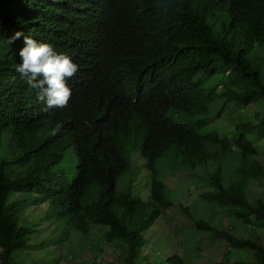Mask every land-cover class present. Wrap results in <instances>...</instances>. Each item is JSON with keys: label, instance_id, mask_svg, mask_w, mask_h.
I'll use <instances>...</instances> for the list:
<instances>
[{"label": "trees", "instance_id": "1", "mask_svg": "<svg viewBox=\"0 0 264 264\" xmlns=\"http://www.w3.org/2000/svg\"><path fill=\"white\" fill-rule=\"evenodd\" d=\"M17 31L78 64L67 107L44 111L16 72L23 36L8 41ZM262 52L264 0H0V264H58L34 246L91 238L93 227L105 228L123 264H187L180 252L165 261L159 252L155 261L143 254L146 231L176 206L161 173L168 165L199 176L210 204L252 221L240 212L245 207L258 221L251 238L185 206L183 223L225 240V257L236 264H264V200L248 194L253 180L264 181L256 142L264 112L257 122L236 123L233 139L198 132L212 113L264 107ZM176 112L192 118L177 121ZM131 149L147 161V200L118 189ZM63 156L69 159L59 168L55 159ZM41 203L46 212L29 221L25 211ZM42 221L54 223L55 233L32 244Z\"/></svg>", "mask_w": 264, "mask_h": 264}, {"label": "rangeland", "instance_id": "2", "mask_svg": "<svg viewBox=\"0 0 264 264\" xmlns=\"http://www.w3.org/2000/svg\"><path fill=\"white\" fill-rule=\"evenodd\" d=\"M264 56V52H262ZM259 109V110H258ZM239 114L225 113L221 117L213 115L207 119L205 126L198 130L201 134H207L212 130H218L222 136H229L233 139L235 135V125L238 122L250 118L252 121H259V114L264 112V107H243L239 109ZM177 121L190 119V115L176 112L171 114ZM256 142L260 149L259 160L264 166V137L256 138ZM131 167L127 171L124 178L120 181L118 189L121 192H131L135 195H140L144 200L149 196V178L148 166L146 158L140 150H130ZM69 157L63 156L55 161L59 163L61 168ZM214 165L209 170H213ZM233 168L229 158H224L223 171L229 174ZM164 185L168 192L172 194L176 201V206L170 208L166 213L145 233L147 245L144 248L143 254L149 255L150 261H155L156 252L160 253L157 260L165 261L168 256L175 252H180L186 259L187 264H236L234 258H226V250L229 245L219 236L208 237L206 231L198 232L193 229L192 224L183 223L182 207L188 206L195 217L204 218L212 221L216 226L221 227L223 224L239 235L254 237V223H257V218L245 208H240V212L249 214L251 220L231 216L223 211L217 205H212L202 198L201 194L206 189V185L199 176H193L189 172L175 170L171 166H166L162 170ZM203 183V184H202ZM248 194L253 201L258 198L264 200V181L260 179L253 180L249 185ZM47 203L39 205L33 204L26 211L25 215L29 221H34L35 216L42 215L46 212ZM177 226V230H176ZM54 223L51 221H42L38 225V232L31 239V243L43 242L45 238L55 233ZM191 228L194 232H192ZM105 228L93 227L91 238L93 243L87 237L78 238L69 235L62 243L47 242L44 246H34L33 252L39 256L58 258V264H123L122 249L113 244L106 242L104 238ZM193 233L197 235V240ZM195 239V240H193ZM50 249V253L46 250ZM157 263V262H156ZM139 264H148L145 261Z\"/></svg>", "mask_w": 264, "mask_h": 264}, {"label": "clouds", "instance_id": "3", "mask_svg": "<svg viewBox=\"0 0 264 264\" xmlns=\"http://www.w3.org/2000/svg\"><path fill=\"white\" fill-rule=\"evenodd\" d=\"M22 36L24 46L19 50L22 62L16 72L29 88L36 90L37 99L44 103V111L67 107L73 94V87L70 88L67 81L79 71L78 64L70 56L58 53L52 44L38 42L20 31L9 37L8 42L12 44ZM60 130L61 125L57 124L50 134L54 136Z\"/></svg>", "mask_w": 264, "mask_h": 264}]
</instances>
